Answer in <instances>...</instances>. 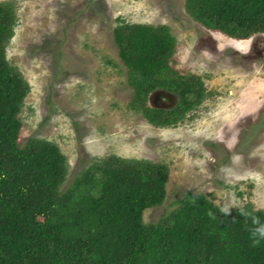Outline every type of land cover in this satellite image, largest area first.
Returning a JSON list of instances; mask_svg holds the SVG:
<instances>
[{
  "label": "rangeland",
  "instance_id": "rangeland-1",
  "mask_svg": "<svg viewBox=\"0 0 264 264\" xmlns=\"http://www.w3.org/2000/svg\"><path fill=\"white\" fill-rule=\"evenodd\" d=\"M0 1L15 3L7 58L30 85L19 142L59 145L68 168L62 190L114 154L170 168L166 199L145 210L146 224L190 190L231 210L248 202L264 209V33L238 40L208 29L188 14L186 0ZM119 19L168 25L176 66L201 75L212 91L178 125L156 126L129 106L134 91L114 41Z\"/></svg>",
  "mask_w": 264,
  "mask_h": 264
},
{
  "label": "trees",
  "instance_id": "trees-1",
  "mask_svg": "<svg viewBox=\"0 0 264 264\" xmlns=\"http://www.w3.org/2000/svg\"><path fill=\"white\" fill-rule=\"evenodd\" d=\"M186 10L234 39L264 33V0H186ZM17 23L15 3L0 1V264H264V240L252 246L251 222L239 211L255 210L264 222V209L251 202L225 215L190 190L158 222H144L145 210L166 199L165 163L112 154L62 190L68 168L59 145L19 142L30 85L7 58ZM114 41L134 91L129 106L150 123L176 126L213 95L201 75L176 66L168 25L119 19ZM156 90L176 95V105L152 107Z\"/></svg>",
  "mask_w": 264,
  "mask_h": 264
},
{
  "label": "clouds",
  "instance_id": "clouds-1",
  "mask_svg": "<svg viewBox=\"0 0 264 264\" xmlns=\"http://www.w3.org/2000/svg\"><path fill=\"white\" fill-rule=\"evenodd\" d=\"M225 215L230 214L231 207L228 204H224L219 209ZM240 214L251 222L250 238L252 239V246L257 247L262 240H264V222L261 221L260 217L255 214L254 211H247L243 208L239 209ZM209 216H213V213L209 211ZM214 218V217H213Z\"/></svg>",
  "mask_w": 264,
  "mask_h": 264
},
{
  "label": "water",
  "instance_id": "water-1",
  "mask_svg": "<svg viewBox=\"0 0 264 264\" xmlns=\"http://www.w3.org/2000/svg\"><path fill=\"white\" fill-rule=\"evenodd\" d=\"M161 95H163L162 97H164L163 99H159V101H156V97H160ZM174 98V101L168 105L166 103V98ZM176 95L172 94V93H168L164 90H156L154 92H152L149 96V104L154 107V108H163V109H172L176 103H177V97Z\"/></svg>",
  "mask_w": 264,
  "mask_h": 264
}]
</instances>
